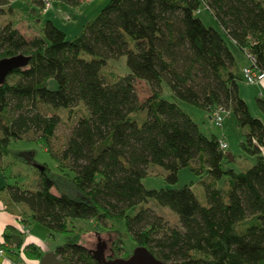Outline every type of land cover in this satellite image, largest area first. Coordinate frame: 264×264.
<instances>
[{"label": "trees", "instance_id": "trees-1", "mask_svg": "<svg viewBox=\"0 0 264 264\" xmlns=\"http://www.w3.org/2000/svg\"><path fill=\"white\" fill-rule=\"evenodd\" d=\"M56 1L77 7L83 0ZM202 11L219 27L205 25L197 16ZM226 37L264 71V0H110L72 39L50 19L30 38L10 22L0 28V60L29 56L26 65L0 80V159L10 152L11 141L31 129L49 145L59 118L42 113L40 104L69 109L70 115L79 102L88 110L77 118L66 147L51 152L57 170H38L39 188L16 183L6 188L11 202L27 207L30 219L51 235L66 236L54 249L61 260L108 264L115 257L103 259L82 245V232L69 227V220L119 217L138 245L169 263L264 264V118L255 117L239 95L242 74ZM123 55L129 73L106 80L108 59ZM135 78L152 88L145 101L138 98ZM51 80L56 88L49 86ZM163 81L173 100L162 97ZM180 100L209 113L217 105L231 110L247 128L241 146L255 155V163L242 170L229 166L220 136L202 132ZM256 107L264 116V93L257 95ZM142 111L146 118L138 123L135 115ZM195 159L213 180L229 177L226 191L205 185L207 205L191 184L144 187L149 164L166 169L168 182L176 183L181 167L195 170ZM149 200L173 210L182 228L151 221L144 208L129 213ZM158 231L162 234L155 237ZM2 235L18 255L24 235L13 226ZM24 247L29 258L43 255L34 244Z\"/></svg>", "mask_w": 264, "mask_h": 264}, {"label": "rangeland", "instance_id": "rangeland-1", "mask_svg": "<svg viewBox=\"0 0 264 264\" xmlns=\"http://www.w3.org/2000/svg\"><path fill=\"white\" fill-rule=\"evenodd\" d=\"M109 1L83 0L79 6L72 7L66 3L53 0L52 4L46 7L42 0H0V28L5 23L10 22L13 26L19 25L26 32L27 37L30 38L39 35L44 23L50 19L66 32L69 39H72L79 33L82 26L98 14ZM197 16L203 20L205 25L219 27L210 12L202 11ZM226 41L237 58V67H241V62H245L246 60L248 64L250 63L247 55L231 39L226 37ZM129 46L134 48V42L132 40H129ZM85 57L90 58L88 54ZM103 73L105 79L108 81H114L128 74L129 69L126 64V55L109 58L103 68ZM133 83L141 102L145 101L152 94V88L145 80L135 78ZM258 84L264 85L263 82ZM49 86L56 88L57 84L54 80H51ZM238 86L241 94L247 97L246 102L251 113L257 117L256 97L259 92V85L246 84L241 81ZM161 94L163 98L173 100L171 89L166 81L162 83ZM178 104L183 111L192 117L206 135H217L218 137L220 136L226 139L229 147L225 150L231 152L235 157V160L231 161L229 166L236 170H242L255 163V155L249 153L241 146V141L245 140L247 128L237 124L236 117L231 110L227 109L229 113H226L223 125L217 127L208 110L182 100L178 101ZM40 105L42 113L46 115L55 114L59 118L54 134L50 138L49 145H45L38 140L40 132L36 129H31L22 134L21 139L11 141L9 145L10 152L0 159V188L5 187V189H0V198L7 203L3 210L17 213L19 224L29 229L28 233L21 234L26 237L31 235L38 237L41 248L40 252L44 254L47 248L54 250L57 246L64 244L66 242V236L58 232H54L51 235V231L46 226L30 219L27 207L22 203L11 202L8 194L9 191L6 188H8V185H14L15 183L22 188L33 190L39 188L40 174L36 164L48 166L52 171L57 170V162L53 160L51 152L56 153L66 147L72 129L77 122V118L80 115H86L88 110L81 102L73 106L72 111L74 112L72 115L69 114V109H50L46 105ZM9 114L12 115L13 111L11 110ZM145 118L146 111L135 115L138 123H142ZM200 164L201 166L204 165L199 162V159H195L192 162L195 170L189 166L181 167L178 171V181L176 183L168 182L166 179L168 171L166 169L156 164H149L148 174L143 178L142 183L147 189L181 187L186 184H191L200 202L207 205L205 185L212 183L214 186L226 191L229 188V177L223 175L222 178L213 180L207 173L205 166L200 169ZM52 191L57 193L54 188ZM143 208L150 214L151 221L158 222L157 224L163 225L164 227L182 228L180 219L173 210L167 206H160L152 200L137 205L135 208L130 209L129 213L133 215L139 209ZM69 227L73 228L74 231L82 232L79 242L89 249L96 250L97 245L100 243L101 252L105 258H109L110 255L115 258H126L138 245L131 233L127 230L124 218L116 217L108 220H97L77 217L72 221L69 220ZM2 230L3 227H0V247L2 246L1 243H3V248H7L11 244L3 242ZM161 234L162 232L158 231L155 237H159ZM23 243L18 250L19 254H13V259L17 264H24L25 261L28 262L27 258L29 259L25 254L26 247H23ZM13 247L15 246L12 244L11 248ZM6 251L9 255L12 254L7 249ZM32 259H36V264H38L41 258ZM3 260V258L0 259V264L3 263Z\"/></svg>", "mask_w": 264, "mask_h": 264}, {"label": "water", "instance_id": "water-1", "mask_svg": "<svg viewBox=\"0 0 264 264\" xmlns=\"http://www.w3.org/2000/svg\"><path fill=\"white\" fill-rule=\"evenodd\" d=\"M29 56L23 54H18L16 56L0 60V80L3 79L6 73L16 67L24 66L27 64ZM232 159V156L229 155ZM36 167L40 171L44 170V166L41 164H36ZM105 258L103 255L101 256ZM108 264H174L163 261L157 258L146 246L137 245L133 252L126 258H112L107 260ZM38 264H73L69 261L61 260L55 253L54 250H47L41 257Z\"/></svg>", "mask_w": 264, "mask_h": 264}, {"label": "crops", "instance_id": "crops-1", "mask_svg": "<svg viewBox=\"0 0 264 264\" xmlns=\"http://www.w3.org/2000/svg\"><path fill=\"white\" fill-rule=\"evenodd\" d=\"M15 27L18 28L21 33H23L24 35H26V32L23 31V29L20 28L19 25H15ZM241 63H242L241 67L240 66L237 67V58H236V67H237V71H238L239 74L242 73V68L248 64V61L246 60L245 62H241ZM241 81L244 82L243 80H241ZM263 84H264V81H263ZM257 85H259L258 95H262L264 93V85L263 86L261 84H257ZM238 89H239V87H238ZM239 95L243 99L247 100V97L244 96V95H242L241 92H240V90H239ZM257 116L263 119V116H262V114L259 111L257 113ZM227 153H228V155H231L232 156V159L230 158V161L235 160V157H234V155L231 154V152L227 151ZM5 204H7V203H5V200H3V199L1 200V198H0V227H3V230H5V228L7 226H13L15 229L18 230V228H17L18 225H16V224L19 223L18 220H17L18 215L15 212H12V211H9V210H3ZM3 230H2V232H3ZM38 240L39 239H38V237L36 235H31L29 237L24 236V243H23V245L26 246L28 244H34V245H36L39 248V250H41L40 245H39L40 242ZM1 244H2V246L0 247V249H2L4 247L3 246V243H1ZM3 249H5L4 250V253L0 255V259H2V258L4 259L2 264H10V263L17 264V263H15V260L13 259V253L11 255H9L7 253V251H6V249L8 251H10L9 250V247H7V248L5 247ZM46 250H50V249L47 248ZM27 260H28V262H27L28 264H36V259H32V258H29L28 259L27 258Z\"/></svg>", "mask_w": 264, "mask_h": 264}, {"label": "built area", "instance_id": "built-area-1", "mask_svg": "<svg viewBox=\"0 0 264 264\" xmlns=\"http://www.w3.org/2000/svg\"><path fill=\"white\" fill-rule=\"evenodd\" d=\"M44 2V6L48 7L52 4V0H42ZM247 55V57L249 58V64L244 66L242 68V80L246 83V84H258L264 81V71L259 70L257 67H255V59L254 57H252L250 55V53H245ZM211 116H212V120L215 124V126L217 127H221L223 125L226 113H229L227 108L221 105H217L215 106L212 110H211ZM219 144H220V148L222 149H227L228 148V143L225 140L224 137H220L219 139ZM18 225V230L20 231V233H28L29 229L24 227V225L21 224H17ZM4 242V241H3ZM4 253V249H0V255ZM24 264H28L26 261Z\"/></svg>", "mask_w": 264, "mask_h": 264}, {"label": "flooded vegetation", "instance_id": "flooded-vegetation-1", "mask_svg": "<svg viewBox=\"0 0 264 264\" xmlns=\"http://www.w3.org/2000/svg\"><path fill=\"white\" fill-rule=\"evenodd\" d=\"M100 247V248H99ZM96 256L97 255H99V256H102V252H101V244L99 243L98 245H97V249L96 250H92V249H90Z\"/></svg>", "mask_w": 264, "mask_h": 264}]
</instances>
